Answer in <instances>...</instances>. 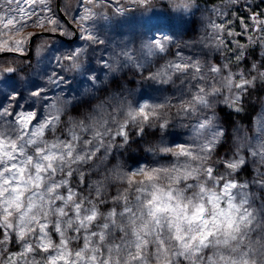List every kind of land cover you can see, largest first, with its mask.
Here are the masks:
<instances>
[{
    "label": "snow or ice",
    "instance_id": "snow-or-ice-1",
    "mask_svg": "<svg viewBox=\"0 0 264 264\" xmlns=\"http://www.w3.org/2000/svg\"><path fill=\"white\" fill-rule=\"evenodd\" d=\"M86 2L94 7L104 0ZM171 5L175 12H189L195 0H171ZM45 11H52L48 0H0V25L23 27L35 17L33 23L43 26ZM95 15L89 7L77 13L80 38L99 45L104 41L93 31ZM250 19L253 30L264 33V19L256 13ZM138 23L145 32L155 27L152 18ZM222 27L211 25L216 47L223 43ZM169 43L164 36L145 40L138 51L123 46L105 66L143 72L153 57L168 52ZM83 51L62 59L78 68ZM175 56L147 77L161 84L179 79L183 89L175 104L118 100L111 111L100 103L76 119L66 115L72 100H50L43 88L32 92L45 102L40 114L20 110L19 104H0V264H264V201L257 206L250 184L238 179L254 158L252 183L264 191V121L254 137H236L229 154L221 157L225 129L214 107L225 92L238 103L236 92L243 94L257 79L264 80V63L257 75H237L227 64L205 63L179 51ZM236 56L243 59L240 52ZM61 81L58 75L52 78L57 86ZM172 109L188 121L183 126L191 130L190 143H165ZM153 127L161 142L148 151L163 154L167 163L135 171L119 163L109 166L114 149ZM13 236L20 251L8 253Z\"/></svg>",
    "mask_w": 264,
    "mask_h": 264
},
{
    "label": "rangeland",
    "instance_id": "rangeland-1",
    "mask_svg": "<svg viewBox=\"0 0 264 264\" xmlns=\"http://www.w3.org/2000/svg\"><path fill=\"white\" fill-rule=\"evenodd\" d=\"M125 1L130 2V0H104L103 3L98 2L93 7V5L87 4L86 0L84 4H81L80 0H62V8L64 6L68 7L71 4L75 5L70 11L69 19L78 28L79 35L77 39L71 43L72 46H66L59 40H56L52 46L47 45L44 39L39 40V37L35 40L32 55L30 57L32 66L30 75L32 78H27L24 81L25 92L28 97L32 98L34 101V108L33 106L26 107L24 105H20V110H36L38 114L42 113L45 110V102L39 97L32 96V92L43 88L50 100L55 99L57 96L63 97L66 100H72V105H69L66 112L67 116L81 119L85 114L90 112L100 103H104L105 106L108 107V110L111 111V106H114L116 103H111V98L107 97L105 91H100V82L102 79L110 76L112 72H118L119 68L114 71L110 70L105 66V62L110 64L112 62L114 52L123 46L127 45L138 51L141 43L151 37L159 39L167 36L170 40L168 46L169 50L165 54H159L156 57H153L152 62L143 72L135 67L124 66L125 69H123L121 73L128 74L130 78L137 80L142 79L144 86L131 84L129 88H125V92L120 101H124L126 99L133 105L140 103H177L183 89V85L180 83L179 79L174 78V84H161L148 79L147 77L151 72H154L167 61L176 59L175 54L178 51L184 56L199 58L205 63L221 66L227 64L231 68L232 72L237 75L240 72H243L242 68L236 65V63L241 60L237 59V52L242 53L244 56L245 46H252L256 41H258L260 43L261 50L264 53V43L260 42V36L264 35V33L253 30V21L250 19L253 13L258 14L259 18L264 19V0H195V7L189 12H175L172 8L171 0H162L169 3L171 11L181 18L180 21L182 20L188 22V27L184 34L177 29L174 30L172 28V26L164 19L163 10L159 7L150 6L144 11H136V13L133 14L127 10V8H132L133 5L131 3H127L126 5L124 3ZM55 2L56 0H48L52 11H45L42 14L43 26H39L41 21L33 23L35 17L27 20L23 27L16 25L15 27H10L5 30L2 25H0V52L15 50L20 53H26L30 36L39 30L52 31L50 29L54 28L58 30L57 32L71 37L73 32L69 28L68 29L70 31L66 28L67 25L60 18H58L59 16H56L57 11ZM101 4L107 5L119 15L116 26L113 20L114 18L111 15L107 12H99L97 10V7ZM13 7H15V5H13ZM85 7L93 8V11L96 14L93 23V31L99 36V38L105 41L104 34L111 36V39L103 47V54L99 58V67L93 65L97 59L91 62H84V59L87 58L89 54H92L89 52V47L98 46L97 44H92L89 41L80 38L81 31L77 13L79 12L80 15H83ZM118 8L124 10L118 12ZM148 18H152L153 25H155L151 32H145V29L140 27L138 23L139 21H143ZM49 19L55 20L57 23H49ZM245 23L248 25L247 30L244 27ZM212 24L223 25L219 33L220 39L223 43L219 47H216L210 39V36L214 33V29L211 28ZM229 31L234 34L229 35ZM235 33L239 34L237 35ZM250 37L252 39H250ZM79 49H84L81 57L79 58L80 66L76 68L77 71H80V81L70 88V86H68L62 79L57 86V84L52 82V78L57 75L61 77L58 69L64 62L62 57ZM262 71H264V69H262ZM36 80H40L41 83H38ZM13 87L14 79L7 77L0 69V97L3 95L5 96L1 104L6 107H12V97L16 95V91ZM236 95L242 94L236 92ZM115 97L117 98V95ZM218 98L219 97L216 98L214 107L217 120L219 121L220 126L225 129L224 143L219 148L218 153L219 156L223 157L229 154L230 149L234 146V144L230 141L231 134L233 132H240V130L234 129L232 131L228 130V127L227 129L225 128L222 117H220V112L217 108V104L219 102ZM73 105L79 106L74 107ZM169 116L171 126L168 128V135L164 137L165 143L173 147H175V144L183 142L190 143L192 135L191 130L190 128L183 126L188 124V121L176 117L175 109H172L169 112ZM262 121H264V111L254 120L250 137L255 136V130L259 127ZM132 140L134 141L132 144L133 148L129 153L134 152L137 147L148 150L161 142L160 133L155 127L146 128V134L142 137L133 136ZM173 142H175V144ZM117 143H120V141L118 140ZM146 155L147 156L144 157V160H133L127 165H124L122 163L123 161H119L120 159L116 153V157L108 163L109 166L122 163L125 171H135L137 167H154L158 164H165L168 162V159L164 158L163 154L153 156L152 153L149 152ZM256 168L257 165L254 170L255 178L257 176ZM139 178L140 177H137V179ZM242 182H248L250 184L249 190L254 195L253 184L251 181L244 180ZM255 188H257V186ZM262 192L264 193V191ZM0 239H3V237L0 236ZM6 247L8 253L20 251V244L15 240V237ZM37 259H39V257H37Z\"/></svg>",
    "mask_w": 264,
    "mask_h": 264
},
{
    "label": "trees",
    "instance_id": "trees-1",
    "mask_svg": "<svg viewBox=\"0 0 264 264\" xmlns=\"http://www.w3.org/2000/svg\"><path fill=\"white\" fill-rule=\"evenodd\" d=\"M126 5L127 2H124ZM132 4V3H131ZM132 8H127L133 14L136 11H144L151 7H159L163 10L164 19L172 26L175 30L177 29L182 34L186 31L188 27L187 21H180V17L174 14L170 7L169 3L162 0H146L144 4H132ZM75 5H70L68 7H63L64 12L70 18V11ZM125 7V6H124ZM126 8V7H125ZM99 12H107L114 19L115 26L117 25L119 15L116 14L110 7L105 4H101L97 7ZM56 16L58 17L57 13ZM59 18V17H58ZM68 29V27L66 26ZM140 28V27H139ZM138 28V31H139ZM54 32H57V29H50ZM69 30V29H68ZM70 31V30H69ZM65 35V34H64ZM104 43L99 44L98 46H90L89 54L87 58L84 59V62L95 61L93 65L99 67V58L103 54V47L108 43L111 39V36L108 34H104ZM40 39H44L45 43L49 46H52L56 40L62 42V44L66 46H72L71 43H66L60 39L52 38V37H39ZM245 54L243 59L236 63L238 67H241L244 73H252L253 75H257V69L260 68V65L264 63V53L261 50L260 43L256 41L252 46L246 45ZM80 60V59H79ZM71 62L68 60H64L58 72L61 74L62 79L66 82L70 88L76 85L80 80L79 75L80 71H77L76 68L70 67ZM255 66V67H253ZM92 67V66H90ZM0 69L2 72L10 78L14 79V90L16 91V99H12V108L16 106V104L24 105L26 107H32L34 105V101L32 98H29L24 89V81L27 78H32L30 75V71L32 70L31 61L29 59H22L16 56H4L0 57ZM7 69H13V71H6ZM125 69V67H119L118 72H112L110 76L101 80V89L100 91H105L107 97L111 98V103H117V101L121 100L125 92V88H129L131 84H139L144 86L143 80H137L134 78H130L128 74L121 73V71ZM262 71V69H260ZM38 83H41L40 80H36ZM140 81V82H139ZM147 82V81H146ZM18 94V95H17ZM99 94V93H98ZM117 95V98L115 97ZM105 96V95H104ZM229 94L225 92L223 97H219V102L217 104L218 111L220 112V117H222L223 124L225 128L228 130L238 129L240 132L231 134V142H234L236 137H243L245 133H248L251 136L252 124L254 120L264 111V80L257 79L256 83L249 86L246 92L241 95V99L238 103L230 102L228 100ZM115 97V98H114ZM5 98L3 95L0 97V104L2 100ZM111 106V105H110ZM239 108V111L237 109ZM146 134V131L145 133ZM134 141L130 142L127 145L119 149H114L112 154L108 158V162H111L112 159L116 157V153L118 154L119 161H123L124 165H127L129 162L133 160L141 161L144 160L146 154L149 153L148 150H144L143 148L137 147L134 152L129 153L133 148L132 144ZM234 144V143H233ZM224 149V148H223ZM118 150V151H117ZM117 157V158H118ZM121 163V165H122ZM256 164L253 163V159H249V165L239 174L238 179L242 182L244 180H250L251 183L256 179L254 177V170ZM253 184V183H252ZM257 186V188H255ZM254 196L257 201V206L261 201H264V193L260 189L259 185L253 184ZM14 238V236H13Z\"/></svg>",
    "mask_w": 264,
    "mask_h": 264
},
{
    "label": "water",
    "instance_id": "water-1",
    "mask_svg": "<svg viewBox=\"0 0 264 264\" xmlns=\"http://www.w3.org/2000/svg\"><path fill=\"white\" fill-rule=\"evenodd\" d=\"M55 6H56V11H57V14H58L59 18L73 32V35L71 37L65 36V35H63V34H61L59 32L39 30L38 32H35L34 34H32L30 36L29 41H28V45H27V52L26 53H20V52L15 51V50H6V51L0 52V57H4V56H16V57H19V58L28 59L32 55L33 45L35 43V40L38 37H42V36L54 37V38H57V39H60V40H62L64 42H66V43H73L77 39V37L79 35V30L71 22V20L69 19V17L65 14V12H64V10L62 8V0H56Z\"/></svg>",
    "mask_w": 264,
    "mask_h": 264
}]
</instances>
